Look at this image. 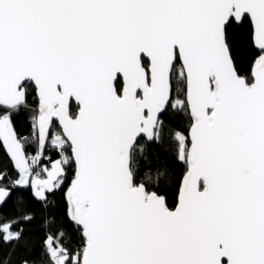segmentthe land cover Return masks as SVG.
<instances>
[{
	"label": "snow or ice",
	"instance_id": "1",
	"mask_svg": "<svg viewBox=\"0 0 264 264\" xmlns=\"http://www.w3.org/2000/svg\"><path fill=\"white\" fill-rule=\"evenodd\" d=\"M0 144V264H264V0H0Z\"/></svg>",
	"mask_w": 264,
	"mask_h": 264
},
{
	"label": "trees",
	"instance_id": "2",
	"mask_svg": "<svg viewBox=\"0 0 264 264\" xmlns=\"http://www.w3.org/2000/svg\"><path fill=\"white\" fill-rule=\"evenodd\" d=\"M246 32L247 26L237 30V44L235 50L237 62L245 68L248 67L251 59V52L249 50V46L245 42ZM30 103L32 107H35L36 101L34 97L30 98ZM169 115L171 116L172 114L169 113ZM31 116V111L26 109L22 111L16 119V126L18 130L24 133L25 135H27L30 131V126L32 122ZM177 123H179L180 125V129L178 130L186 129L188 127L189 117L181 114V118L177 120ZM27 150L29 152H34L35 146H30ZM147 152V167L155 169L157 167H162L166 160L170 161L172 172L170 173L169 178L167 180V184L165 186L169 189L170 199H174V194L177 190L179 179L181 178L184 166L174 159L172 152L168 150L165 145L151 144L148 146ZM141 163L143 165L144 161H141ZM0 168H7L8 170L13 171V163L5 152L2 144H0ZM13 174L15 173L13 172ZM6 215H8L7 211H0V223L3 222L4 217ZM41 219H43V217L38 216L37 224L40 222ZM28 238L30 244L39 245L43 239V233L41 231H32L28 234ZM4 250H7V246H4ZM22 252L23 250H20L18 252V255L22 254Z\"/></svg>",
	"mask_w": 264,
	"mask_h": 264
}]
</instances>
